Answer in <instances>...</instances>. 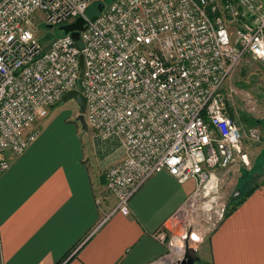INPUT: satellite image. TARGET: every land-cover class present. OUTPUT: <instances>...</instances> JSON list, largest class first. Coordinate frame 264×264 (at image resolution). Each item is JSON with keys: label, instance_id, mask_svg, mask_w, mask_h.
<instances>
[{"label": "built area", "instance_id": "2783aa9c", "mask_svg": "<svg viewBox=\"0 0 264 264\" xmlns=\"http://www.w3.org/2000/svg\"><path fill=\"white\" fill-rule=\"evenodd\" d=\"M96 2L103 8L89 17L91 0H0V173L9 154L36 140L53 105L76 89L86 99L87 126L122 151L104 175L115 197L111 212L128 214L131 197L158 172L193 181L157 237L170 255L175 240L196 249L203 239L191 219L197 209L207 220L218 216L217 224L224 217L212 205L217 170L249 165L243 139L260 140L259 128L244 131L226 103L237 93L231 77L246 54L264 67V2L238 0L240 11L229 0ZM244 15L255 16L239 23ZM78 17V40L58 29ZM42 22L60 31L48 44L37 34Z\"/></svg>", "mask_w": 264, "mask_h": 264}, {"label": "crops", "instance_id": "0c3cea01", "mask_svg": "<svg viewBox=\"0 0 264 264\" xmlns=\"http://www.w3.org/2000/svg\"><path fill=\"white\" fill-rule=\"evenodd\" d=\"M50 124L39 121L36 140L20 155L7 154L9 168L0 174V264H56L69 251L60 264L160 261L167 248L157 234L195 183L158 172L131 197L128 214L111 212L115 197L101 168L119 161L122 151L112 155L115 146L108 143L99 157L95 147L90 153L81 141H64L58 129L49 132ZM263 152L264 145L250 156L261 162L256 188L196 247L194 264H264Z\"/></svg>", "mask_w": 264, "mask_h": 264}, {"label": "rangeland", "instance_id": "374dc122", "mask_svg": "<svg viewBox=\"0 0 264 264\" xmlns=\"http://www.w3.org/2000/svg\"><path fill=\"white\" fill-rule=\"evenodd\" d=\"M96 1L97 0H91V4L86 11V14L89 17H93L97 14ZM229 1L234 3V6L240 11V5L237 4L238 0ZM261 1L264 2V0ZM254 16L255 15H244L241 17V21H239V23L247 20L250 21ZM228 18L230 17L225 15V19ZM47 30L49 31L48 33ZM59 32L60 31L56 28L46 27L44 22L39 24L37 27V34L44 41V44H48L47 42L49 41L50 36H57L60 34ZM231 84H233L236 88L237 93L230 97L227 101L226 106L228 105V110L233 114L237 122L241 123L244 131L250 126L258 127L260 130V140L253 141L247 139L246 137L243 139V147L248 153L249 165L235 166V171H232V173L217 170L219 178L218 190L215 194V200L212 205L213 207L217 206V208L220 206V209L223 208V214L227 212L235 198L242 195L256 183L261 174L259 166L261 162L258 163L257 161L260 157H257V159L255 157L250 159V156L258 149H263L264 145V132L262 131V127H264V67L252 59L250 55L246 54L233 73V76L231 77ZM245 92L250 94V102L242 101V97ZM79 113V107L74 100H62L61 102L53 105L48 115L41 121L50 120L51 124L48 131H56V129H58L62 133L61 138L64 141L67 139L71 143H74L76 140L81 141L85 151L90 153H92L93 147H95V152H97L99 157L103 156V151L106 150L105 147L108 143H114L115 151H113L112 155L118 156V151L121 152V149L118 148L120 147L119 145H115L117 142L115 140L114 142L101 140L88 126L84 129L81 123L76 119ZM96 142L98 144H96ZM247 147L249 148L247 149ZM107 161H109V158H107L106 162ZM105 167L106 168H101L103 177L110 166ZM191 219L193 221V225L197 228V231L203 236V243L207 240L211 231L214 229V226L219 221L218 216H216L213 221L207 220L200 208L197 209V212L193 214ZM168 226L170 225L168 224ZM173 232H176L175 229H172V232H168L167 239L173 235ZM166 248V256H164V258L170 256V247L167 246V244ZM164 258H162V260Z\"/></svg>", "mask_w": 264, "mask_h": 264}, {"label": "water", "instance_id": "95a60500", "mask_svg": "<svg viewBox=\"0 0 264 264\" xmlns=\"http://www.w3.org/2000/svg\"><path fill=\"white\" fill-rule=\"evenodd\" d=\"M102 8H103V3H99L97 5L98 11H101ZM83 23H84L83 18L78 17L74 22L59 26L58 29L60 31H62L63 33L70 32V35L75 40H78V38H79L78 31L82 28ZM79 64H80L79 77H81L82 72H83V56H82V54L79 55ZM68 99L74 100L77 103L80 113L78 114L76 119L81 123L83 128L86 129L87 123H86V120L84 117V110L86 107L85 97L82 95V93L80 91L73 89V90L68 91L63 96V100H68ZM198 259H199V257L197 255L196 249L189 247V246H186L183 256L180 259H178L175 264H194ZM156 264H162V263L157 262Z\"/></svg>", "mask_w": 264, "mask_h": 264}, {"label": "bare ground", "instance_id": "6f19581e", "mask_svg": "<svg viewBox=\"0 0 264 264\" xmlns=\"http://www.w3.org/2000/svg\"><path fill=\"white\" fill-rule=\"evenodd\" d=\"M196 201H197V198L193 199V200L190 202L189 205L192 204V205H191V208H193V206L196 205ZM203 208H204V210H205L206 212H210V204H209L207 201L204 202V206H203ZM175 248H176L175 252H173L170 256L165 257V258L161 261L162 264H172L173 262L176 261V259H178V257L176 256L177 254H178V255H181L182 253L184 254L185 247L180 243L179 240H175ZM182 256H183V255H182Z\"/></svg>", "mask_w": 264, "mask_h": 264}, {"label": "trees", "instance_id": "16d2710c", "mask_svg": "<svg viewBox=\"0 0 264 264\" xmlns=\"http://www.w3.org/2000/svg\"><path fill=\"white\" fill-rule=\"evenodd\" d=\"M110 1V0H108ZM256 188V184H254L253 186H251L247 191H245L242 195L238 196L237 198L234 199L232 205L228 208L227 212H225L224 217L230 215L235 208L241 204L247 196H249L251 194V192ZM74 248V247H73ZM70 251L67 252L56 264H60L61 261L65 260L67 258V256L69 255Z\"/></svg>", "mask_w": 264, "mask_h": 264}]
</instances>
